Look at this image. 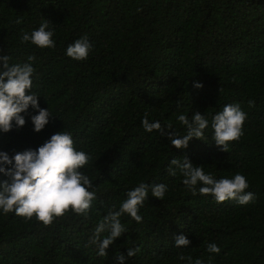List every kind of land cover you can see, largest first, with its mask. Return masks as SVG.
I'll list each match as a JSON object with an SVG mask.
<instances>
[{"label":"trees","instance_id":"1","mask_svg":"<svg viewBox=\"0 0 264 264\" xmlns=\"http://www.w3.org/2000/svg\"><path fill=\"white\" fill-rule=\"evenodd\" d=\"M43 19L55 47L21 44V33ZM83 36L92 45L87 59L66 57L65 48ZM0 55L9 63L35 57L38 103L53 114L40 132L25 115L22 127L0 134V150L11 156L70 131L75 147L91 156L82 171L96 190L86 217L68 212L44 226L0 215V264H113L129 247L140 251L127 264H189L178 255L264 264V0H0ZM225 104L247 114L227 152L208 132L206 141L193 138L181 150L140 124L158 120L183 135L178 114L210 119ZM172 157H186L216 179L244 175L254 200L241 206L193 195L179 174H167ZM140 181L167 184L168 191L163 199L149 194L140 223L122 216L126 232L106 257L97 256L89 242L97 221ZM181 234L190 244L178 249ZM213 242L219 254L206 251Z\"/></svg>","mask_w":264,"mask_h":264},{"label":"clouds","instance_id":"2","mask_svg":"<svg viewBox=\"0 0 264 264\" xmlns=\"http://www.w3.org/2000/svg\"><path fill=\"white\" fill-rule=\"evenodd\" d=\"M21 21L17 19L16 23ZM50 22L43 19L38 27L30 32H22L20 43H28L38 49L55 47L54 32ZM92 45L83 36L65 48V56L74 61L86 60ZM9 55H0V134L13 128L19 129L25 124L28 116L33 132H40L53 115L48 107L41 108L34 90L36 69L33 67L35 57L29 55L25 62L9 63ZM196 89L202 88L200 82H193ZM251 103V102H250ZM29 109L35 114H30ZM246 113L239 104H225L222 110L215 112L209 119L204 114L192 112L191 117L178 114L176 120L184 128L180 135L175 129L161 125L160 121L142 118L140 124L145 133L155 131L160 136H167L171 146L186 149L193 139L206 141V132L210 139L227 152L229 143L238 140L242 135V125ZM171 129V131H168ZM91 160L89 153L79 150L74 145L70 131H57L37 148H27L11 156L0 150V215L12 213L25 220L35 219L44 226L52 224L56 218L71 212L76 216L88 215L96 190L93 181L85 174L86 166ZM169 176L180 175L182 184L193 195L197 193L211 196L216 203L234 200L238 205H247L254 200V194L246 191L249 184L244 175L234 174L231 178L216 179L206 173L202 166L194 165L186 157H172L167 164ZM168 191L167 184L145 183L140 181L127 190L119 206L113 205L99 219L90 237V244L95 246L96 255L106 257V249L126 232L121 217L140 223L139 214L145 200L151 197L163 199ZM189 239L181 234L175 237L174 247L187 248ZM138 247H129L125 253L115 255L113 264H127V260L137 255ZM209 254H219L221 249L216 243H208ZM178 260L188 259L189 264H204V261L178 255Z\"/></svg>","mask_w":264,"mask_h":264}]
</instances>
